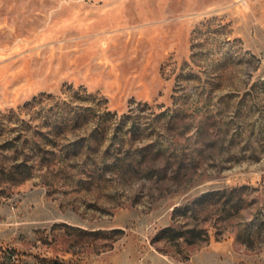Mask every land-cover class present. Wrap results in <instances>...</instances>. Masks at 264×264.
Instances as JSON below:
<instances>
[{
    "label": "rangeland",
    "instance_id": "1",
    "mask_svg": "<svg viewBox=\"0 0 264 264\" xmlns=\"http://www.w3.org/2000/svg\"><path fill=\"white\" fill-rule=\"evenodd\" d=\"M0 264H264V0H0Z\"/></svg>",
    "mask_w": 264,
    "mask_h": 264
}]
</instances>
